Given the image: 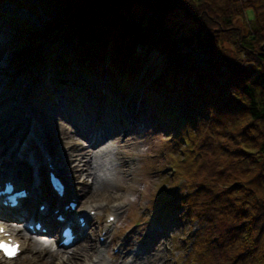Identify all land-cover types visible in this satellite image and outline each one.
<instances>
[{"label": "trees", "instance_id": "trees-1", "mask_svg": "<svg viewBox=\"0 0 264 264\" xmlns=\"http://www.w3.org/2000/svg\"><path fill=\"white\" fill-rule=\"evenodd\" d=\"M222 1L0 0V22L26 57L42 33L4 5L37 16L57 9L43 33L49 47L33 59L37 69L53 64L63 78L91 82L102 75L112 94L132 93L158 121L165 117L175 133L170 156L185 160V171L171 166L185 187L165 211L197 223L187 264H264V0ZM136 3L149 12L138 14ZM177 9L199 27L178 33L167 17ZM69 41L72 53L56 60ZM97 89L98 101L114 104L102 84Z\"/></svg>", "mask_w": 264, "mask_h": 264}, {"label": "rangeland", "instance_id": "rangeland-1", "mask_svg": "<svg viewBox=\"0 0 264 264\" xmlns=\"http://www.w3.org/2000/svg\"><path fill=\"white\" fill-rule=\"evenodd\" d=\"M31 1L37 2V0ZM132 9L141 15L149 12L147 6L139 3L134 4ZM4 10L19 20H25L31 25V28L38 29L42 33L37 39L39 41L38 45H42L37 46L31 55L25 57L27 54L25 52L26 46L17 48L16 45H10L11 34L8 33L9 28L7 29L6 24L0 22V116L3 120H6L3 125L9 127L10 130H12V127L16 129L22 127L25 131L29 128V125L30 127L34 125L39 129L36 143H40L41 140L43 141L41 136L44 137L45 130L43 121L51 118L52 114L71 133H76L77 130H75L73 123L64 117L65 111L76 118H81L85 113H87V116L95 115L98 117L114 114L116 117V106L118 107L121 104L118 108L124 109L127 103L130 105L137 102L140 103L141 113L147 112L148 109L146 110L145 103L143 104L140 99H134L139 97L134 96L132 93L123 94L118 92L117 94L114 92L112 94L106 78L102 75H98L91 82L87 76L83 75L73 79L63 78L56 73L55 68H52L53 64L47 66V68L37 69L33 59L38 53L40 55L49 47L48 38L43 33L47 22L59 14L57 9L41 10L40 8V16H37L24 7L15 8L12 3H7L4 5ZM167 17L169 23L178 33H188L200 25L195 18L184 10L177 9L168 12ZM237 23L244 27L247 25L245 21H237ZM214 29L216 27L210 30ZM197 43L198 41L195 39L194 44ZM72 46L71 41L61 43L56 52V60L62 58L64 54L72 53ZM221 46L230 48L226 42ZM63 82L68 84L67 86L72 90V95L73 93L76 94V101L72 102L66 96L64 97L65 90L66 94H68V91L66 84L62 85ZM78 83L84 86L83 91H80L81 88L79 89ZM98 83L106 89V99L114 103L112 105L103 104V111L98 101L97 94L100 95L102 92V89L100 93L98 92ZM48 89H51V91ZM87 89L91 92H88L89 96L85 97L84 92ZM60 99H62L61 102ZM8 112L11 116L7 114ZM38 113L41 116L38 117ZM146 114L145 116H148ZM19 117L22 118L20 121L14 120V118L18 119ZM116 119L120 123L119 119ZM101 121L100 118L96 119L95 122L96 125L98 123V127ZM55 126L58 129L59 126L57 124ZM48 130L52 133L54 131L51 125H47ZM124 130V127L120 130V136L126 135L129 143L123 150V154L117 155L118 145L115 142L114 135L109 136L108 139H113L108 140L110 143L105 144V147H107L105 151L97 155L91 164V173L99 180L103 178L113 180L118 174L120 182L117 189L111 192H97L94 190L90 191V194H86V192L93 187V178L88 177L85 183L82 184V177H76V171L81 173L80 169L73 167L75 164L74 155L79 153L78 147L72 146L73 141L66 138L63 132L59 131L57 133L62 140V144L58 145L63 154L60 161L68 171L69 178L73 180L70 192L74 193V197H78L77 207L86 210L90 206L96 210L87 237L74 246L67 248L66 251H78L83 243L90 244L94 248L92 260L77 259V263L74 264H94L98 260L99 253H101L102 264H187V255L191 249L189 237L197 229V223L180 218L179 213L175 212L173 214L172 212L167 215L165 211V207L168 209L167 201L172 202L177 191L181 192L179 186L185 187L181 180L178 182L173 181L175 176L172 170L174 168L177 167L181 171H185V160L182 156L174 152L173 158L170 156L172 150H170L168 144L169 141L173 140L175 133L173 130H169L164 116H159V121L157 119V121L154 120L144 127L140 126L138 130ZM63 140H65L64 143ZM80 142L87 144L83 138ZM120 155L122 156L120 157ZM179 157H181L180 160ZM123 161H126L128 166H125L122 163ZM47 174L48 170L46 171ZM181 176V179H183V175ZM160 202L164 203L161 204ZM115 209H118V211ZM108 216H113L116 218L115 221L118 220V222L108 223ZM108 224L112 226L108 236L111 241L101 243L97 233L103 225ZM101 229V231L104 230ZM24 234L28 235L29 233L25 232ZM32 243L30 241V244ZM45 246L57 251L55 246ZM118 248L120 252H117ZM136 249L141 250L138 257L132 255ZM9 263L52 264L46 262L44 258L33 257L29 250H24L17 259ZM53 264L72 263H62L61 260H56Z\"/></svg>", "mask_w": 264, "mask_h": 264}, {"label": "bare ground", "instance_id": "bare-ground-1", "mask_svg": "<svg viewBox=\"0 0 264 264\" xmlns=\"http://www.w3.org/2000/svg\"><path fill=\"white\" fill-rule=\"evenodd\" d=\"M53 86V85H52ZM78 87L80 89V91H83V85L81 83H78ZM51 91V89H48ZM47 92V91H46ZM62 101V99H60V102ZM137 102H133L132 104H128L127 106L124 107V109H120L116 106V117L115 115H108L107 116H98L96 117L95 115H90L87 116L85 113L84 115H82L81 118H76L74 115H72L71 113L66 112V114L64 115L65 118H68L70 122L73 123L75 130H77L76 133H71L70 130H68L66 128V126L64 124H62L60 121H58L55 116L52 114L51 118H49L48 120H44L43 121V127L45 128L44 130V137L43 135L41 136L43 138V141L41 140L40 143L41 145L44 147L45 149V153H48L49 155L53 156V159L58 157V156H63V154L61 153L58 145L62 144V140L60 139V137L58 136V132L61 131L63 132L64 136L66 138H68L69 140L73 141V145L72 146H76L79 149V153L74 155V161L75 164L73 165V167L75 166L76 168L78 167V169H80L81 173L76 171V177H82L81 179V183H85V181L87 180L88 177H92L93 178V187H91L86 194H90V191H106V192H111L112 190L117 189L119 182H120V176L118 174H116V176L114 177V179H109V178H103L101 180H99L98 178H96V176L94 174L91 173V164H92V160L99 154H101V152L105 151V147L107 143H110V139L113 138H109V136H113L115 138V142L118 145V150H117V155L119 154H123V150L127 147V143L128 140L126 139L127 136H120V130H122V128L124 127L126 131H131L133 129L138 130L139 127H144L147 124H149L150 122L156 120V115L153 113L151 110H147L146 115L145 113L142 114L141 110H140V103ZM134 104V105H133ZM99 105L101 106V110H104V105L102 101H99ZM124 106V105H123ZM11 112V111H10ZM10 112H8L7 114L9 116H11ZM49 114V113H48ZM63 114V113H62ZM38 117L41 116V114H37ZM96 117V118H94ZM102 119L100 126L98 127V123L96 125V119ZM119 119L120 123L117 122V119ZM22 118H18L15 119L16 121H20ZM13 120V121H14ZM152 120V121H151ZM6 120L3 118H1L0 116V134L3 135L5 133H10L12 132L9 127L3 125V122H5ZM148 121V122H146ZM129 122H131L129 124ZM30 124V122L28 123V125ZM58 125V129H56L55 125ZM129 124V125H128ZM47 125H51V128L54 129L53 133L50 132V130L47 131ZM149 126V125H148ZM18 127V126H17ZM124 130V131H125ZM15 133H17L16 129L14 130ZM26 133H35L36 132V136H38L39 133V129L38 127H29L27 128V130H25ZM22 134V132H20L18 135L20 137V135ZM43 134V132H42ZM52 138H55L56 140H58L57 143H54ZM81 138H83V140L85 142H87V144H83L82 142H80ZM17 137H13V139L10 142H6V140H3L0 138V148L7 152V156L5 158H3V156L0 158V163H8L9 166H11V169H13L15 172L14 174H16L17 176H20V172L22 174L23 169L26 170L27 172L24 174V177L26 179H23L21 181V185H18L22 188L27 189L28 193H29V199L27 201L23 200L21 201L20 205L17 208H12V207H5L3 208V210L0 208V213H7L9 216L11 217H15L16 220H19V217H23L22 213H27L26 210V204L28 201L33 200L32 205L35 208L33 215L35 217H40L42 218V223L46 224L47 228H48V232L50 233H54L55 231L59 230L60 227L68 222L69 220V216L70 215H75L78 213V209H75L74 211L70 210V209H62V205L63 203H65L67 200H78V197H74V193L70 192L71 186H72V182L69 177H68V171H66L65 168H57L59 173L61 175H59L60 177L63 178L64 182L68 184V191L66 192V194L64 195L63 198H59V202L60 204L54 205V203H52L51 201H49L45 196L41 195L39 193V188L41 187V184H43V181L45 180V165L43 160L41 161L40 158H42V152L39 151L37 149V147L34 145V143H36V141H31L30 136L27 138V141H29V143H31L30 145H28V147L26 148L25 151V155L28 156V160H17L16 157H12L11 155V159H8V151L11 149L12 152H18L19 150H17V148L13 147L15 146L14 143L17 142ZM65 140H63L64 143ZM38 143V142H37ZM1 153V150H0ZM15 153V154H16ZM122 155H120L121 157ZM8 160V161H7ZM122 163L125 164V166H128V164L126 165V161H123ZM34 165H37V168L34 169ZM23 167V169L21 168ZM58 167V166H57ZM22 170V171H21ZM61 171V172H60ZM0 173H2V169L0 168ZM92 174V175H91ZM64 175V176H63ZM35 176V177H34ZM73 181V180H72ZM35 182V183H34ZM54 195H56L57 199V193L55 191ZM29 203V202H28ZM45 205L44 208V213L40 212V209L37 208V205ZM87 209V208H86ZM90 209H92L90 207ZM119 209V208H118ZM118 209H115L118 211ZM58 210L59 214L62 212H65V217H64V221L60 222L55 218V214L54 211ZM69 212V213H68ZM20 213L22 215H20ZM11 214V215H10ZM18 216H16V215ZM88 214V213H87ZM46 215H49L50 217H46ZM25 216V214H24ZM25 219L27 218V216L24 217ZM20 221L21 224H23L24 220ZM88 221L92 222V217H87ZM118 222V220H116V223ZM6 225V227L8 228V231L11 232V236L14 237L17 240L21 239L22 242V250L24 252V250H29L31 252V254L33 255V257H41L44 258L46 262H50L53 264V262L55 263L56 260H61L62 263H77V259H81V260H87V259H93L92 255H93V251L94 248L92 246H90V244H82V247L80 250L78 251H66V249L64 247L59 248L57 251L52 250L51 247H47L44 246L42 243L38 242V241H33L32 244H30V237L25 235L23 233V229L20 227L17 228H11L10 225L5 222L4 223ZM109 228V227H108ZM107 228V229H108ZM78 236H80V238L84 239L87 237V233L88 230H83V229H78L77 231ZM98 236V235H97ZM23 238V239H22ZM111 240L108 239L105 243L110 242ZM22 252V253H23ZM141 254V250H137L133 252V256L138 257ZM126 256V254H124ZM19 257V256H18ZM17 257V258H18ZM98 260L95 261L94 264H102V257H101V253H99L98 255ZM100 258V259H99ZM3 264H9L8 262L5 261V263Z\"/></svg>", "mask_w": 264, "mask_h": 264}, {"label": "snow or ice", "instance_id": "snow-or-ice-1", "mask_svg": "<svg viewBox=\"0 0 264 264\" xmlns=\"http://www.w3.org/2000/svg\"><path fill=\"white\" fill-rule=\"evenodd\" d=\"M5 234V229L0 226V236H3ZM19 251V246L14 245L11 242H4L3 240H0V252H3L6 257L9 259L14 258Z\"/></svg>", "mask_w": 264, "mask_h": 264}]
</instances>
